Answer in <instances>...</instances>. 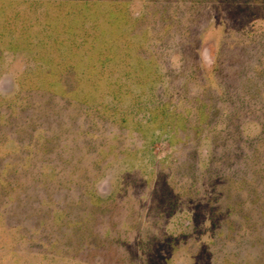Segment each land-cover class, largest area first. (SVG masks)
<instances>
[{
  "label": "rangeland",
  "instance_id": "374dc122",
  "mask_svg": "<svg viewBox=\"0 0 264 264\" xmlns=\"http://www.w3.org/2000/svg\"><path fill=\"white\" fill-rule=\"evenodd\" d=\"M116 2L1 52L0 264H264V0Z\"/></svg>",
  "mask_w": 264,
  "mask_h": 264
},
{
  "label": "trees",
  "instance_id": "16d2710c",
  "mask_svg": "<svg viewBox=\"0 0 264 264\" xmlns=\"http://www.w3.org/2000/svg\"><path fill=\"white\" fill-rule=\"evenodd\" d=\"M105 1L120 0H0V57L5 50L23 51L49 65L51 56L64 55L77 37H84V24L97 21ZM118 14L124 16L122 10Z\"/></svg>",
  "mask_w": 264,
  "mask_h": 264
}]
</instances>
